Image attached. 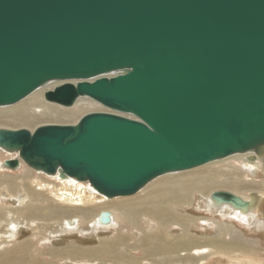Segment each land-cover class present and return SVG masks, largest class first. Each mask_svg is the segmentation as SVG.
<instances>
[{"label": "water", "instance_id": "obj_1", "mask_svg": "<svg viewBox=\"0 0 264 264\" xmlns=\"http://www.w3.org/2000/svg\"><path fill=\"white\" fill-rule=\"evenodd\" d=\"M51 81L65 83L46 101L72 107L89 97L115 113L0 128V149L18 153L6 166L21 160L114 199L260 152L264 0H0V107ZM211 199L250 207L226 191Z\"/></svg>", "mask_w": 264, "mask_h": 264}, {"label": "bare ground", "instance_id": "obj_2", "mask_svg": "<svg viewBox=\"0 0 264 264\" xmlns=\"http://www.w3.org/2000/svg\"><path fill=\"white\" fill-rule=\"evenodd\" d=\"M72 82L75 83L76 81ZM63 83L65 82L51 81L47 85L39 88L37 91H35L20 103L12 106L0 107V125H9L14 127L22 126L31 129L34 123L42 124L48 122L72 121L79 118V116L84 113L86 109H95L96 106H99L97 107V110L103 108L106 111H111L89 97H80L72 107H65L46 101L45 94L48 91L53 90L57 86L62 85ZM111 112L115 113L114 111ZM1 153L5 156L2 157L0 155V170L15 171L17 169L20 170L25 167V169L29 168L30 170H32L30 172L31 175H36L38 179L42 180V177L46 176L51 181H54L53 183L56 182L60 184L58 186L63 188L61 190H56L55 186V190H53V188L49 185L45 186V189H41L45 192H50V194L60 202L59 204L69 206L71 205L73 210L79 212L78 216L64 219L62 221V223L68 228H78V226L83 223L86 217L80 214V212L85 211L90 215L89 219L86 218L89 220L87 222H94L93 224L101 230L110 229V227L112 226H118L119 228V222L121 221L131 226V228L133 227L134 229L143 232V237L141 239V248H139L143 252L142 257L132 256L129 252L124 251V249L123 251L120 250L118 247H120L122 243L119 244L120 242L117 240L119 243H117L116 241L102 242V246H97L95 248L96 250L80 249L74 246H69L61 250L53 249L52 253L54 259H57L59 261H62L63 259H75L74 261H84L87 264H204L205 259L213 254H222L225 256L237 252H246V248L243 247L239 242L234 241L233 243L230 242L231 244H229L225 241V238H227L229 233L234 230L230 227L228 228L220 226L218 235L211 238H198L189 231L190 226H192L196 222L195 218L191 217L190 215H183L184 211L181 214L179 210L186 208L188 209L189 207H191L193 205V198L196 194H199L206 198V200L209 202V210L213 209L218 212L220 210L223 211L224 208H232L228 206V204H216L213 199H211V195L216 191L231 190L234 195H237L244 201L250 203V207L247 211H235L234 209H232L235 217L239 218V220L243 222L242 224H244V222L246 221H251V224L253 225L252 227L256 231H258L259 229L262 230L261 228L264 225L260 222L259 219L257 220V218L255 217L257 212H260L261 210L260 207L262 205V199H264L263 192L262 195L260 193L261 191H250L246 195H244L242 194L243 189L241 188L243 185L241 184V182L228 181L227 178H224L225 180L222 178V180L220 178L222 176V173H220V171L218 173L215 167H212L211 169L208 168L215 165H217V167H220L221 165L222 168H234L240 171L239 176L241 177L237 178L240 180L244 176L243 174L246 172L253 174L261 168L262 170H264V150L257 153L256 151H251L242 154H236L226 159L212 162L208 165H205L204 167H199L200 169L198 168L186 173H172L159 177L156 181L151 182L150 185L143 188L139 193H137L138 195L136 194L137 196H135L133 200H119L118 205L123 206L121 210H117L115 208L107 209L108 207L105 208V205H108L107 203L108 201H110V199L102 195L100 196V194L95 192L91 185L89 186V184L79 182L72 178H62L60 174L46 175L42 172L35 171L21 160L19 168H10L6 166V162L16 159L18 157V153L0 149V154ZM214 171L216 172L214 173ZM246 178L247 176H245V180ZM43 182H45V180H43ZM39 184L38 186H41ZM82 185H85V187ZM26 188L30 192L31 201H36L39 198L37 191L32 189L30 190L28 186ZM14 191H11L10 193ZM15 197L19 198L21 202L24 201L21 196L17 195ZM85 198L86 203L84 202ZM125 198L126 197H118L117 199ZM94 203L101 204L99 205L101 207V209L99 207L100 211L95 212L96 207ZM23 211L24 212H22L19 217H22L24 221H28L30 223L35 222L39 217L42 218L43 215H41L42 209L40 210V212L36 211L35 208H25L23 209ZM4 212V210L0 209V225H2L1 218ZM225 212H227V210ZM106 213L109 214L111 220L108 223H101L100 217L102 214ZM51 218L55 219L54 214L48 215V219ZM147 221H152L157 224L160 229H164L165 234L163 233L153 237L148 235V232L144 228L146 227V225L144 226V223L146 222L147 224ZM126 226L124 227L126 228ZM9 227L11 230H15L16 228H18V225L10 223ZM171 228H179L180 230H182V234L178 237L170 239L168 233L170 230H172ZM234 232L237 233L236 231ZM236 237L237 236H234V238ZM127 238L128 237L125 238L126 241H128ZM126 245L127 244H125V246ZM32 247L33 245L26 244L21 246L20 248L31 250ZM83 256L85 258H83ZM22 258H24L28 262H35V260H30L29 258H27L26 255H24V257Z\"/></svg>", "mask_w": 264, "mask_h": 264}, {"label": "rangeland", "instance_id": "obj_3", "mask_svg": "<svg viewBox=\"0 0 264 264\" xmlns=\"http://www.w3.org/2000/svg\"><path fill=\"white\" fill-rule=\"evenodd\" d=\"M97 107L99 106H96L95 109H86V111L82 113L79 116V118L68 122H48L42 124L34 123L31 129L28 127H22V126L14 127L9 125L7 126L0 125V128H9V129L28 128L33 131L36 127L40 125H49V124L75 125L81 119V117L90 113H95V112L112 113L111 111H106L103 108H100L101 110L100 109L97 110ZM0 155L2 157L5 156L2 153ZM212 167H215L218 173L219 171L220 173H222V176L220 177L221 179L227 178L228 181L241 182V184L243 185L241 188L243 189L242 194L246 195L250 191H258V192L261 191L260 193L262 194L263 192L264 194V170H262V168L260 170H257V172L253 174L248 172L244 173L243 174L244 176L239 180L237 178L241 177L239 176L240 171L234 168L231 169L229 167H227L228 169L224 167L222 168L221 165L220 167H217V165H215V166H210L208 168L211 169ZM31 171L32 170H30L29 168L25 169V167H23L20 170L17 169L15 171L0 170V209L5 211L1 218L2 225H0V264H87L84 261L81 262L74 261L75 259L74 260L63 259L62 261H59L57 259H54L52 251L53 249L55 250L65 249L69 246L71 247L74 246L80 249L96 250L95 248L97 246L99 247L102 246V242H112V241H116L117 243L120 242L119 244L122 243L121 246L118 248L122 251L124 249V251L129 252L132 256L135 257L143 256L142 250L139 249L141 248V239L143 237V232H141L140 230H136L133 227L131 228V226L121 221L119 222L120 223L119 228L118 226L116 227L112 226L110 227V229L101 230L100 228H98L93 224L94 222H90L91 224L87 222L89 221L88 219L90 215L87 214L85 211H81L80 214L86 217L83 223H81L78 226V228H68L67 226H65L62 223V221L64 219L78 216L79 212L73 210L71 205L69 206V205L59 204L60 202L57 201V199L53 195H51L50 192H45L41 189V188L45 189V186L49 185L53 188V190L55 189L61 190L63 188L58 186L60 184L56 182H55L56 184L53 183L54 181H51L46 176H43L42 180L38 179L36 175L35 176L31 175L30 173ZM186 172L189 171H185V173ZM215 172L216 171H214V173ZM245 176H247L246 180H245ZM43 180H45V182H43ZM38 184L41 185L42 187L38 186ZM85 184H89V183L85 182ZM24 186L26 187L28 186L30 190L31 189L36 190L39 195V198L36 201L32 202L30 192ZM82 186L85 187V185ZM217 189H222V188H217ZM11 191L14 192L10 193ZM220 191H226L234 194L231 190H220ZM17 195L21 196L24 201L21 202L19 198L15 197ZM137 195L129 196L128 198L126 197L125 199H117V198H115L116 200L110 199V201H108L107 203L108 205H105V208L108 207L107 209L115 208L117 210H121L123 206L118 205L119 200H133ZM112 200H114L115 202ZM84 202L86 203V198L84 199ZM208 204L209 202L206 200L205 197L196 194L195 197L193 198V205L191 207H189L188 209L186 208L187 210L186 209L179 210L181 214L184 211L185 213L183 212V215H188V216L190 215L191 217L195 218L196 222L192 226H190L189 231L198 238H207V237L211 238L218 235L220 226H224L228 228L230 227L234 230L229 233L227 238H225V241L229 244L233 243L234 241H237L243 247H245L247 251L244 253L242 252L232 253L225 256L222 254L220 255L213 254L210 255V257H208L207 259H205L204 264H258V263L264 264V225L261 228L262 230L259 229L258 231H256L252 227L253 225L251 224L252 223L251 221L250 222L246 221L244 222V224H242L243 222H241L239 218L235 217V215L233 214L234 212L229 207L224 208L223 211L220 210L217 212L216 210L213 209L209 210ZM261 204H262L260 207L261 210L260 212H257L255 217L257 218V220L259 219L260 222L264 224V199H262ZM94 205L96 207V209L94 208L95 212L100 211L101 207L99 205L101 204L94 203ZM54 206H56L58 209ZM25 208L27 209L35 208V210L38 212H40V210L42 209V213H41V215L43 214L42 218L39 217L35 222L32 223L28 221L27 222L24 221L23 218L19 216L21 215L22 212H24L23 209ZM226 210L227 212H225ZM49 214L50 215L54 214L55 219L54 218L48 219ZM229 214L230 216L231 215L232 216L230 217ZM10 223L18 225V228H16L15 230H11L9 227ZM145 225L146 227H144ZM124 226H126V228ZM144 226L143 227L148 232V235L152 237L163 233L165 234V230L160 229L159 226L152 221H147V224L145 222ZM234 231H236L237 233H235ZM181 232L182 230H180L179 228H173L172 230L169 231L168 235L170 239L171 238L173 239L181 235L182 234ZM234 236L237 237L234 238ZM126 237H128L127 238L128 241L125 240ZM26 244L33 245L31 250L20 248L21 246ZM125 244H127L126 245L127 247L125 246ZM24 255H26V257L29 258L30 260H35V262H28L27 260L22 258L24 257ZM83 258L85 257L83 256Z\"/></svg>", "mask_w": 264, "mask_h": 264}]
</instances>
